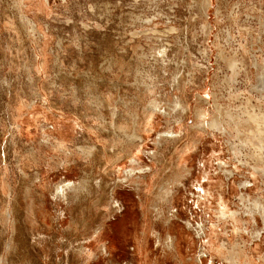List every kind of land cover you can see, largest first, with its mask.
<instances>
[{"label": "rangeland", "instance_id": "1", "mask_svg": "<svg viewBox=\"0 0 264 264\" xmlns=\"http://www.w3.org/2000/svg\"><path fill=\"white\" fill-rule=\"evenodd\" d=\"M263 95L264 0H0V264H264V154L196 127Z\"/></svg>", "mask_w": 264, "mask_h": 264}, {"label": "bare ground", "instance_id": "2", "mask_svg": "<svg viewBox=\"0 0 264 264\" xmlns=\"http://www.w3.org/2000/svg\"><path fill=\"white\" fill-rule=\"evenodd\" d=\"M228 65L231 67V70L233 72H236V61H234L233 59H230L229 62H228ZM263 83V82H261ZM237 95V94H236ZM235 95V96H236ZM231 96V95H230ZM261 98H264V95L261 96ZM244 104V103H243ZM147 107V106H145ZM150 107L151 109H157L156 106L154 104H150ZM241 107V106H240ZM255 107V106H254ZM251 101L250 100H247L246 101V104L240 109L238 110L239 108L237 109H228V110H225L224 112V116L221 117V114H217L216 116H213L208 122L207 124H205L202 120H199L198 123L196 124V127L199 128V129H204L206 126H209L212 130H215L217 133H227V126L234 130V132H236V134H239L241 133V137L239 138L240 139V145L239 147L243 148V147H247V148H250V147H253V148H256V150L258 151V154L262 155L264 154V113L261 111L260 108H258L256 110V108H254ZM220 108V107H219ZM147 111V110H146ZM186 111V110H185ZM149 112V111H148ZM147 112V113H148ZM154 113V111H153ZM150 115V114H149ZM151 115H153L151 113ZM155 116V115H153ZM198 116H201V113L198 114ZM150 118H153L152 116ZM155 119V118H154ZM138 120V119H137ZM139 121V120H138ZM150 122L152 121L151 119L149 120ZM146 122V121H145ZM155 122V121H154ZM152 124V123H151ZM181 124V123H180ZM179 124V125H180ZM255 125V126H253ZM131 126H132V123H131ZM146 126V125H145ZM137 127H138V123H137ZM136 128V127H135ZM140 128V127H139ZM132 129V128H131ZM186 129V128H185ZM243 129V130H241ZM209 130V129H208ZM64 131V130H63ZM136 131H138V129L136 128V130L134 131H130L129 133H127V131H125L124 135L128 138H131V141L132 139H137L138 138V135L136 133ZM242 131V132H241ZM61 133V131H59ZM167 134H170L172 135L173 137L175 135H173L172 133H168L166 132ZM69 135V134H68ZM142 136V135H141ZM185 136V135H184ZM60 138V137H59ZM68 138V137H67ZM174 139V138H173ZM68 140V139H67ZM126 140V139H125ZM137 141V140H136ZM138 142V141H137ZM135 142V143H137ZM60 145V149L61 150H67L65 148V143L67 142H63V140L60 142H58ZM127 143V142H126ZM253 151V150H252ZM247 156L248 158H252V159H258L260 156L259 155H255L253 152L252 153H247ZM262 157H264V155L261 156V159ZM259 159V160H261ZM135 160V159H133ZM224 167V166H223ZM256 170H260V172L264 175V167H256L254 166ZM183 169V168H182ZM226 169V168H225ZM131 171H133V169H131ZM180 172V171H179ZM131 177V176H130ZM137 177H140V178H144V180L142 182H137V186H138V189H141V188H145V191H147L148 189H150V186L151 185V181L150 180H147L146 176L143 174V175H140V176H137ZM258 177V176H257ZM134 179V178H133ZM139 184H142V186H140ZM67 185V184H66ZM66 185H58L56 187V190L55 192L56 193H62L65 189V186ZM161 189V188H160ZM164 189V188H163ZM156 197H158L157 195H155ZM166 196V195H165ZM174 197V196H172ZM175 198V197H174ZM156 201V200H155ZM168 203V202H167ZM170 203V202H169ZM143 205V203H142ZM159 206V205H158ZM226 207L227 205L224 204L222 206V211L221 213L222 214H225V210H226ZM158 209V208H157ZM262 210V209H261ZM157 211V210H156ZM160 211V210H159ZM264 212V211H263ZM156 213V212H155ZM235 212H230V215L232 218H234V214ZM157 214V213H156ZM160 214V213H159ZM159 216V215H158ZM161 217V216H160ZM148 224V223H147ZM106 226V225H105ZM141 227H143L144 229H147V226H146V221H144V223L141 225ZM149 230V229H148ZM146 232L144 233V237H141V240L140 239H137L138 240V243H136V247H135V250L136 252L139 254V255H143V251L141 250V246H140V243L142 241L145 240V235H146ZM150 235V234H149ZM167 240V239H166ZM170 240V239H169ZM167 242V241H166ZM144 243V242H143ZM171 244V243H170ZM169 246V244H168ZM175 248L177 249V246H175ZM163 253V252H162ZM235 256V255H233ZM230 259L232 262H236V260L232 257V255H230ZM152 263V260L148 258L147 254H145L144 256H142L140 258V261L138 264H151ZM181 263V261H180Z\"/></svg>", "mask_w": 264, "mask_h": 264}]
</instances>
